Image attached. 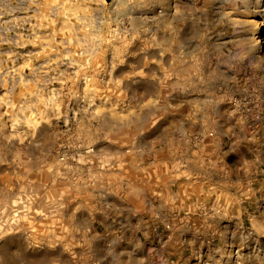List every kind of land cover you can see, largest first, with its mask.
I'll use <instances>...</instances> for the list:
<instances>
[{"label": "rangeland", "instance_id": "374dc122", "mask_svg": "<svg viewBox=\"0 0 264 264\" xmlns=\"http://www.w3.org/2000/svg\"><path fill=\"white\" fill-rule=\"evenodd\" d=\"M228 240L264 264V0H0V264Z\"/></svg>", "mask_w": 264, "mask_h": 264}, {"label": "bare ground", "instance_id": "6f19581e", "mask_svg": "<svg viewBox=\"0 0 264 264\" xmlns=\"http://www.w3.org/2000/svg\"><path fill=\"white\" fill-rule=\"evenodd\" d=\"M259 38H257L256 40L252 39V44L254 46L255 49H259ZM150 173V172H149ZM209 173V172H208ZM211 173V172H210ZM213 173V172H212ZM157 175V174H155ZM208 175V174H207ZM211 175V174H210ZM214 175V174H213ZM209 177V176H208ZM218 177V176H217ZM221 178V177H220ZM224 179V178H223ZM221 180V179H220ZM140 182L142 183V186H138L140 188V195H142L141 200L142 201H146V199L149 196L148 193V188L147 185L145 183L144 178H141ZM159 182V181H158ZM201 195V194H200ZM202 197V195H201ZM149 201H151V199H149ZM146 203V202H145ZM150 203V202H149ZM192 209V208H191ZM192 211V210H191ZM141 216V215H140ZM194 217V216H193ZM192 218V217H191ZM203 218V217H202ZM143 219V217H142ZM199 219V218H197ZM197 219L192 220V225L195 226L194 222H197ZM204 220V219H203ZM201 221V220H200ZM191 223V222H190ZM184 224V223H183ZM173 225V224H172ZM176 225V224H175ZM204 225V224H203ZM203 229V228H202ZM183 234L191 237L192 239H197L198 237H204L203 234L201 235L198 230H194V227L191 226V224L186 225L183 227ZM206 237V236H205ZM207 238V237H206ZM141 255L143 256V259L141 260L142 264L145 263H150L153 258V254L151 251H148L146 249L145 243H142L141 245ZM226 250L222 251L219 255H218V264H241L240 263V259H239V250L237 249V247L234 245L233 241L228 240L227 242V248H225ZM201 255H199V258L196 259L195 261L189 262L187 264H202V260L204 258V253L203 251H200ZM199 253V254H200ZM204 264V262H203Z\"/></svg>", "mask_w": 264, "mask_h": 264}]
</instances>
